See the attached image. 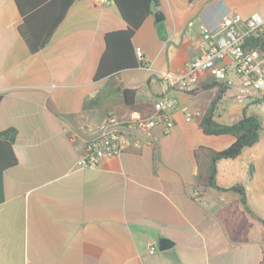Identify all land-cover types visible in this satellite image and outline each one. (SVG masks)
Wrapping results in <instances>:
<instances>
[{"label": "crops", "instance_id": "obj_1", "mask_svg": "<svg viewBox=\"0 0 264 264\" xmlns=\"http://www.w3.org/2000/svg\"><path fill=\"white\" fill-rule=\"evenodd\" d=\"M135 32L143 65L94 75L105 35L127 27L113 0H76L50 41L31 52L16 0H0V131L14 129L18 163L0 174V264H259L264 247V99L227 86L215 119L261 120L259 140L218 162V187L194 193V150L229 147L235 136L200 126L218 86L172 89L174 126L151 144L81 167L84 143L110 114L150 115L164 94L160 72L203 50L202 25L226 13L264 16V0H159ZM137 88L133 105L124 90ZM200 117L187 119V113ZM234 186H242L246 203ZM173 244L160 248V241ZM156 250L150 253V246Z\"/></svg>", "mask_w": 264, "mask_h": 264}, {"label": "built area", "instance_id": "obj_2", "mask_svg": "<svg viewBox=\"0 0 264 264\" xmlns=\"http://www.w3.org/2000/svg\"><path fill=\"white\" fill-rule=\"evenodd\" d=\"M104 3L108 0H95ZM264 32V16L258 12L248 18L239 13H226L213 26L202 25L205 46L202 52L186 67L178 71L160 72L164 94L154 102V111L143 115L132 110L127 117L110 113L101 123L100 132L85 140V152L78 163L81 167L98 166L102 159L120 155L130 148L151 144L153 130L161 126L169 133L174 126L173 110L176 99L169 95L172 89L193 92L198 88L200 76L208 73L213 79L227 86H237L240 97L258 95L264 99V50L247 49L244 44L248 36ZM142 61V51L137 50ZM200 111L187 113V119L200 117ZM198 191L195 192V195ZM156 247L150 246V253Z\"/></svg>", "mask_w": 264, "mask_h": 264}, {"label": "trees", "instance_id": "obj_3", "mask_svg": "<svg viewBox=\"0 0 264 264\" xmlns=\"http://www.w3.org/2000/svg\"><path fill=\"white\" fill-rule=\"evenodd\" d=\"M76 0H16L23 21L19 31L31 52L42 49L52 38L54 32L65 19L71 5ZM127 27L112 30L105 35V50L102 53L94 78L100 80L121 70L132 69L143 65L137 56V49L133 43L135 32L141 27L149 14L154 12L159 0H113ZM247 49L264 50V32L252 34L245 40ZM218 86L216 94L200 120L201 128L209 134L230 133L235 136V141L227 148L217 150L201 145L194 150V159L197 166V182L194 193L208 187H218L217 172L218 162L225 158L237 157L245 148L253 146L259 140L261 120L257 116L245 115L234 124H220L215 115L218 103L227 89V85L213 81L202 88L208 89ZM199 89L193 91L198 93ZM137 88L124 90L127 105L135 103ZM2 95H0V102ZM14 149V129L0 131V174L18 163ZM242 195L246 203L245 191L242 186H234ZM259 264H264L263 256Z\"/></svg>", "mask_w": 264, "mask_h": 264}, {"label": "water", "instance_id": "obj_4", "mask_svg": "<svg viewBox=\"0 0 264 264\" xmlns=\"http://www.w3.org/2000/svg\"><path fill=\"white\" fill-rule=\"evenodd\" d=\"M160 243H161V245H160V248H161V249H167V248L171 247L172 244H173V243H172L169 239H167V238H163V239H161Z\"/></svg>", "mask_w": 264, "mask_h": 264}]
</instances>
